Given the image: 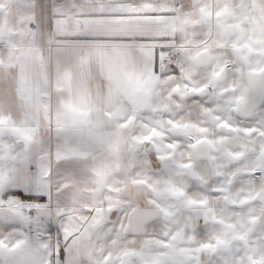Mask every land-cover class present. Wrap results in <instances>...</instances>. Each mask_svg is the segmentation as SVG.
Returning <instances> with one entry per match:
<instances>
[{"label":"snow or ice","instance_id":"1","mask_svg":"<svg viewBox=\"0 0 264 264\" xmlns=\"http://www.w3.org/2000/svg\"><path fill=\"white\" fill-rule=\"evenodd\" d=\"M0 264H264V0H0Z\"/></svg>","mask_w":264,"mask_h":264}]
</instances>
